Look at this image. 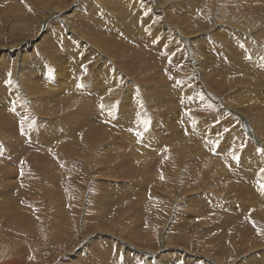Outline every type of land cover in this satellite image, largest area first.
I'll use <instances>...</instances> for the list:
<instances>
[{
	"label": "rangeland",
	"instance_id": "rangeland-1",
	"mask_svg": "<svg viewBox=\"0 0 264 264\" xmlns=\"http://www.w3.org/2000/svg\"><path fill=\"white\" fill-rule=\"evenodd\" d=\"M2 46L0 264H264V0H0Z\"/></svg>",
	"mask_w": 264,
	"mask_h": 264
},
{
	"label": "bare ground",
	"instance_id": "bare-ground-1",
	"mask_svg": "<svg viewBox=\"0 0 264 264\" xmlns=\"http://www.w3.org/2000/svg\"><path fill=\"white\" fill-rule=\"evenodd\" d=\"M79 2V1H78ZM153 3V2H152ZM149 4V3H148ZM34 6V5H33ZM150 6L151 7H153L154 5H151L150 4ZM33 8V7H32ZM31 8V9H32ZM155 9V8H154ZM50 14V13H49ZM58 15V13H51L50 15L51 16H54V15ZM212 14V13H211ZM218 16V15H217ZM214 17V16H213ZM218 18V17H217ZM65 22H66V24L69 26V28H68V30H69V32H70V35H72V37H76V40L79 42V43H81V44H85L88 48L89 47H91V43L86 39V37L83 35V34H81V33H79L78 31H76V30H74L73 28H72V26H71V24H70V22H68V20L66 19L65 20ZM216 24V23H215ZM218 26V25H217ZM217 29V28H216ZM234 29L235 28H233V31H234ZM229 31H230V29H229ZM234 32H236V31H234ZM181 33V32H180ZM182 34V33H181ZM246 35V34H245ZM184 39H185V37H183ZM177 42V41H176ZM189 42V41H188ZM256 42V41H255ZM190 43V42H189ZM256 44H257V46H258V49L260 48V46L261 45H259L257 42H256ZM29 45H30V41H26L25 42V44H23L21 47H23V46H25L26 48L27 47H29ZM14 50H16L14 47H8V46H2V47H0V57H4V56H8V55H16L17 54V51H16V53H15V51ZM256 55H257V53H256ZM257 57H259V56H257ZM50 78V77H49ZM51 81H53V77H51L50 78V80H49V82H51ZM55 81V80H54ZM131 82V81H130ZM53 83H55V82H53ZM53 83H49L50 85L51 84H53ZM114 83H116V82H114ZM111 86V85H110ZM126 86H128L127 84H124V87H126ZM207 91V90H206ZM207 95H209V91L207 92ZM124 96V95H123ZM148 106V105H147ZM49 112H51V111H49ZM153 113V112H152ZM153 115V114H152ZM153 117V116H152ZM35 120V119H34ZM25 121V120H24ZM37 121V120H36ZM28 123V122H27ZM35 123V122H34ZM250 123V122H249ZM37 125H38V123H36ZM35 124V125H36ZM47 124V123H46ZM32 125V124H31ZM34 125V126H35ZM42 125H43V123H42ZM49 125V124H48ZM250 126H251V128H252V130H253V132H254V136H255V140H257L258 138H259V136H258V133H257V131H256V129H255V127H254V125L252 124V123H250ZM32 127V126H31ZM40 127V126H39ZM34 129V128H33ZM29 130V129H28ZM50 130V129H49ZM43 131V130H42ZM45 131V130H44ZM31 134V133H30ZM32 134H34V133H32ZM254 138V137H253ZM50 141H52V140H50ZM91 146H93V145H91ZM94 147H95V145H94ZM93 147V148H94ZM85 150V149H84ZM186 152V151H185ZM87 153H89V152H87ZM210 153V152H209ZM206 154H207V152H206ZM88 155H90V154H88ZM204 155V154H203ZM209 156V155H208ZM207 156V157H208ZM201 157H203V156H201ZM200 158V157H199ZM206 158V157H205ZM212 174L211 175H214L215 174V170L214 169H212V172H211ZM210 179H211V177H209ZM208 178V179H209ZM207 179V180H208ZM203 180V179H202ZM208 182H209V180H208ZM202 183V182H201ZM203 186V185H202ZM199 187H200V185H199ZM208 187H210V188H212L210 185L208 186ZM196 188V187H195ZM203 189V188H202ZM213 189V188H212ZM211 189V190H212ZM196 190V189H195ZM216 191V190H215ZM208 192H209V190H208ZM263 192V191H262ZM74 202V201H73ZM75 203H77V202H75ZM258 210V209H257ZM260 210V209H259ZM251 214V213H250ZM262 215V214H261ZM258 216H259V214H258ZM254 217V216H253ZM252 217V218H253ZM256 218V217H255ZM258 218V217H257ZM257 220V219H256ZM255 221V220H254ZM258 221V220H257ZM262 221H263V219H262ZM256 223V222H255ZM257 224V223H256ZM260 224V223H259ZM261 226V225H260ZM264 226V225H263ZM256 229V228H255ZM242 230V229H241ZM245 231V230H244ZM262 231V230H261ZM247 232V231H246ZM261 233V232H260ZM261 235V234H260ZM239 238V237H238ZM241 238V237H240ZM247 240V239H246ZM245 240V241H246ZM246 242H248V241H246Z\"/></svg>",
	"mask_w": 264,
	"mask_h": 264
},
{
	"label": "snow or ice",
	"instance_id": "snow-or-ice-1",
	"mask_svg": "<svg viewBox=\"0 0 264 264\" xmlns=\"http://www.w3.org/2000/svg\"><path fill=\"white\" fill-rule=\"evenodd\" d=\"M261 187H262V189H264V185H262Z\"/></svg>",
	"mask_w": 264,
	"mask_h": 264
}]
</instances>
